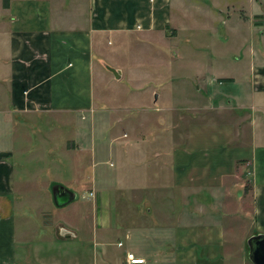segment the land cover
Masks as SVG:
<instances>
[{
	"label": "crops",
	"instance_id": "obj_1",
	"mask_svg": "<svg viewBox=\"0 0 264 264\" xmlns=\"http://www.w3.org/2000/svg\"><path fill=\"white\" fill-rule=\"evenodd\" d=\"M260 233L264 0H0V264H254Z\"/></svg>",
	"mask_w": 264,
	"mask_h": 264
},
{
	"label": "water",
	"instance_id": "obj_2",
	"mask_svg": "<svg viewBox=\"0 0 264 264\" xmlns=\"http://www.w3.org/2000/svg\"><path fill=\"white\" fill-rule=\"evenodd\" d=\"M108 68L119 78L120 71L113 67ZM54 199L57 205L62 206L74 198L73 193L65 187H55L53 190ZM249 257L254 264H264V234H256L248 239Z\"/></svg>",
	"mask_w": 264,
	"mask_h": 264
},
{
	"label": "rangeland",
	"instance_id": "obj_3",
	"mask_svg": "<svg viewBox=\"0 0 264 264\" xmlns=\"http://www.w3.org/2000/svg\"><path fill=\"white\" fill-rule=\"evenodd\" d=\"M194 36H196V35H192V34H189V33H187V32H183V33H181L179 36H178V39L177 40H175V41H173L174 43H178V45H180V46H182V49L183 50H181V52L183 53H186L187 51L186 50H184V47H185V44L187 43V41L189 40V38H190V40H193V38H194ZM199 36V35H198ZM199 38H200V40H201V38H202V35H200L199 36ZM203 40V39H202ZM201 40V41H202ZM120 45H119V43L116 41H112V43L110 44V45H107L106 47L107 48H109V51L115 56V60L116 61H122V57H123V53H124V51L119 47ZM107 51H108V49H107ZM174 52H177V49H174V51L173 50H171V52H168V53H170L172 56L173 55H175V54H173ZM199 53L202 55V52L201 51H199ZM165 69V68H164ZM165 71H168V66L166 67V69H165ZM115 81H118V80H115ZM120 83H118L119 84V86L120 85H126V83L125 82H122V81H119ZM117 84V85H118ZM69 128V127H68Z\"/></svg>",
	"mask_w": 264,
	"mask_h": 264
},
{
	"label": "built area",
	"instance_id": "obj_4",
	"mask_svg": "<svg viewBox=\"0 0 264 264\" xmlns=\"http://www.w3.org/2000/svg\"><path fill=\"white\" fill-rule=\"evenodd\" d=\"M125 264H144V259L135 257L133 253L128 252L126 254V263Z\"/></svg>",
	"mask_w": 264,
	"mask_h": 264
}]
</instances>
